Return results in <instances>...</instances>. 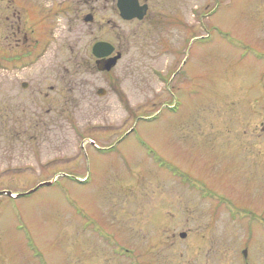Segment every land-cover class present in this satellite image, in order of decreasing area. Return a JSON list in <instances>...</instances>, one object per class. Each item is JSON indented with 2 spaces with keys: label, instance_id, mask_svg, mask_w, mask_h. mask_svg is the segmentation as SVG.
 <instances>
[{
  "label": "rangeland",
  "instance_id": "1",
  "mask_svg": "<svg viewBox=\"0 0 264 264\" xmlns=\"http://www.w3.org/2000/svg\"><path fill=\"white\" fill-rule=\"evenodd\" d=\"M174 1L164 11L154 0L141 22L109 6L96 14L110 23L104 29L81 13L76 21L57 14L40 44L15 46L1 29L0 192L18 195H0L6 260L101 263L104 250L88 231L94 215L116 225L120 245L110 242V253L121 246L136 257L150 239L140 226L152 223L168 244L156 254L166 264L242 261L246 220L232 217V203L264 210V0ZM93 37L120 54L109 76L88 68ZM71 68L92 105L50 104L54 76Z\"/></svg>",
  "mask_w": 264,
  "mask_h": 264
},
{
  "label": "flooded vegetation",
  "instance_id": "2",
  "mask_svg": "<svg viewBox=\"0 0 264 264\" xmlns=\"http://www.w3.org/2000/svg\"><path fill=\"white\" fill-rule=\"evenodd\" d=\"M34 1L35 0H0V34H1V29H5L6 31L5 37L10 41L14 42L16 44L15 46L26 44L29 41L32 42L33 44H40L42 43V41L44 42L45 40H47L48 36H46V29L49 27L48 26L49 21L50 19H54L57 16V14H63L67 20L73 18V21H76L79 19V14L81 13V18L84 24L86 25L97 24V27L101 29H104V27L106 25H109L110 23L106 21L104 22L105 19L104 17L102 21H99L98 19L96 20L97 18L96 14L98 12L102 11L104 13H108V11L110 10L109 6H111L112 8H114L116 13L118 14V17L120 18L119 10L117 7L118 0H83L80 2L81 4H79L80 7L77 11H75L73 8L74 5L72 2L74 0H63L62 3L59 2L56 4H52L49 8L48 6H46L45 4H41L40 2H39L40 3L39 6H35ZM159 1H161L160 2L161 4L158 6H160L159 8L163 9L164 11L165 10L169 11V9H171L170 7L174 6L173 3L175 2L174 0H159ZM137 3L139 6L147 7V11H146L147 13L144 16V19L148 17L149 9L155 5L154 0H137ZM69 13L72 14V17L67 16V14ZM120 20L122 19L120 18ZM132 21H137V20H132ZM93 38L94 39L90 51L92 63L88 64L89 66H91V68L89 66L88 68L92 72L93 70H95L97 74H100L102 76H109L110 71L103 70L102 66L107 60L111 58V56L104 58L103 57L96 58L92 52V48L96 43L106 42V41L95 37ZM15 46H11V48H14ZM27 47L28 45L26 46V48ZM10 53L14 54V50H11ZM26 55L29 57L28 53L24 54L23 57H26ZM12 57L13 56H10V58ZM14 60L17 59H10V61H14ZM64 72L69 74L68 77L66 78L63 77L62 79H60L58 76H54V80L56 84L55 86L49 87V93H52L53 94L52 97L55 99V101L53 102L49 101L50 104L54 105L57 102H62V104H66L65 106L71 105L74 107L92 105L94 101L91 98H89L88 101L86 100L87 97L84 91L82 90L83 84L81 85V82H79V80L75 78L76 77L74 75L75 70L71 68L69 70H65ZM21 87L24 89L27 87V84H22ZM105 93H106L105 90L98 89L96 94L98 97H103ZM46 98H48V96H45V99ZM130 134H123L122 135L123 138L121 139V141L126 139V137L129 136ZM99 152L106 154V151L104 150H101ZM184 183L186 184V182ZM189 183L190 184L188 185V187L189 188L196 187V189L202 194V198H207V196H209L208 195L209 190H207L206 187L197 186L195 185V183L192 182ZM232 205H233L232 217L235 218L237 221L246 220V227H247V237L245 242L243 243L244 248L240 252L242 261L238 264H264V250L262 248V246L264 245L262 243H258L259 245L261 244L260 246H258V244L254 245V240L255 239L257 240V237L259 235L262 236L261 242H264V212H263L264 210L259 214H257L253 210H249V211L243 210L242 208H239L235 203L234 204L232 203ZM134 217H136V220L139 221V219L137 218L138 214H135ZM105 219L107 220V218ZM89 221L90 224L88 231L90 236L92 238L98 237L99 246L104 250L103 253L105 259L102 258L103 259L102 262L101 263L96 262V264H123V261L125 260V258L128 257L129 253L132 254V257H130V259L127 260L129 264H148V262H150L149 264L167 263V261L165 263L156 258L158 257V255L156 254L157 253L161 254L162 252H164V250L162 249L164 247L167 248L168 244L167 246L160 245L161 235L159 234L158 229L157 230H155L154 228L152 229V226H155L154 224L151 223L148 229L144 228V225L140 226L141 234L145 233L148 234V237H150V239H148L149 246L142 245L144 247V250H141V248L136 249L135 253H137V256L134 257L133 250L132 253L130 249H124V248L122 249L121 246H119L118 248H114V250L118 252L114 251L112 252L113 254L110 253L109 251L110 242L120 245L117 241V236L115 231L116 225L111 226L112 224L109 223L111 229L102 227L101 223L94 217V215H90ZM134 226L137 227L136 222ZM259 231L261 232V234L259 233ZM135 232L137 233V228H135ZM163 236L164 234L162 235V237ZM178 236L179 238L184 239L186 237V234L180 233ZM101 237L103 238L102 241L100 240ZM93 242H94V238H93ZM165 242H166V237H165ZM168 242L169 239L167 238V243ZM95 246L96 245L93 243L90 249L88 250V252L86 251L87 256L90 254V252L94 251ZM257 247L261 249L259 252H257L256 250ZM148 248L150 249L147 250ZM36 256L39 258V255ZM111 256L114 258L113 260H110ZM147 259L148 261H145ZM90 262L92 261L91 260L87 261V263ZM0 264H13V260L10 259L6 260V258L3 257L0 252Z\"/></svg>",
  "mask_w": 264,
  "mask_h": 264
},
{
  "label": "water",
  "instance_id": "3",
  "mask_svg": "<svg viewBox=\"0 0 264 264\" xmlns=\"http://www.w3.org/2000/svg\"><path fill=\"white\" fill-rule=\"evenodd\" d=\"M117 7L119 10L120 18L125 21H130L134 19L140 21L146 15V11H147V7L139 6L137 3V0H118ZM113 51H114V48L110 44H107V43L95 44L92 50L96 58L108 57L112 54ZM119 57H120V54H117L115 57L107 60L103 64L102 69L105 71H110L116 65ZM49 185L50 183H44V184L39 185L38 187L49 186ZM7 195L10 196V193H7Z\"/></svg>",
  "mask_w": 264,
  "mask_h": 264
}]
</instances>
